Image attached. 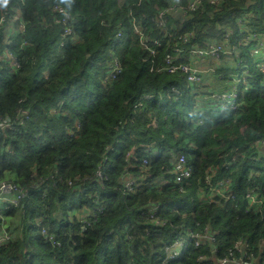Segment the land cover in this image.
<instances>
[{
  "label": "trees",
  "instance_id": "obj_1",
  "mask_svg": "<svg viewBox=\"0 0 264 264\" xmlns=\"http://www.w3.org/2000/svg\"><path fill=\"white\" fill-rule=\"evenodd\" d=\"M190 1L0 0V120L12 123L0 128V184L27 193L9 209L0 200V231L16 214L12 226H36L24 244L0 245V264H231L238 242L264 257V90L249 51L255 42L239 44L264 35V0H202L185 21L156 27L160 10ZM223 29L237 47L229 57L242 60L234 71L255 77L230 114L198 107L182 73L150 70L177 34H192L188 49ZM136 30L162 38L156 55ZM112 57L120 71L109 80ZM178 154L191 169L183 190L170 173ZM219 179L231 181L223 189L231 199L197 198ZM252 188L259 206L248 205ZM185 229L214 240L191 242L165 262L163 244Z\"/></svg>",
  "mask_w": 264,
  "mask_h": 264
},
{
  "label": "built area",
  "instance_id": "obj_2",
  "mask_svg": "<svg viewBox=\"0 0 264 264\" xmlns=\"http://www.w3.org/2000/svg\"><path fill=\"white\" fill-rule=\"evenodd\" d=\"M213 1L214 0H211V2ZM201 3L202 0H191L185 6H179L178 4L173 3L157 13L154 23L158 29H164L166 27L168 17H176L183 22L198 9ZM65 16V13H63L62 19H65ZM65 32L69 33L70 28L67 27ZM120 32L121 31L116 34L117 37L121 35ZM136 32H138L139 35L138 38L140 40V46L151 55H156L162 48V38L145 36L137 30ZM229 36L230 32L227 29H223L217 39L207 41L203 47L184 49L183 46L189 43L192 38V34L188 32L177 34L175 45L164 55L162 63L151 66L150 70L156 72H166L169 74L177 72L182 73L185 77L187 85L197 96L195 100L197 104V102L201 99L199 91L201 88H199L198 85L203 83L206 76H210L215 73L217 62L223 61L228 56H234L232 50L237 47L231 45ZM261 39L264 40L260 35L258 37L255 33H249L241 39L239 44L242 42L247 45L246 41L255 42L250 46L249 51L250 56L254 60V67L257 70V75L261 77L257 82L258 86L264 90V58L262 57L264 54V42H262ZM235 57L237 58L238 55L235 54ZM240 62H242V60H238L235 64L239 66ZM119 71L120 64L118 62V58L112 57L111 64L106 72V79H114ZM254 78L255 77H252V75H249V70L247 68H242L240 73H236L235 76L233 75L230 78L229 83L223 89L217 92L211 91L208 95H202L203 99L208 100V104L204 103L206 104L204 109L217 111L221 114H230L235 112L241 93L253 90L254 86L249 84V79ZM140 105L141 103H137L134 107H138ZM197 106L202 107L200 104H197ZM11 126L12 123L10 121L0 120V128H9ZM262 144L263 142H260L258 147H261ZM174 159L175 161L172 165L173 183L178 186L179 190H183V186L185 184L184 181L191 176V169L187 164L185 155L178 154L174 156ZM146 163L147 161L144 160L143 164ZM133 183V180H129L125 183V185L130 190L132 189ZM230 183L231 181L229 179H219L215 182H211L209 193L205 195L198 192L197 198H206L212 203L218 202V199H215V196H221V198L224 199H231L232 196L230 194L223 193V189H226ZM255 190L256 188H252V190L246 194L249 206L262 204L263 197L255 193ZM26 195L27 193L21 188H18V186L14 183L2 182L0 184V200L7 206H17L20 199L26 197ZM154 209H156V207ZM4 232V230L0 231V245L10 240V237L5 235ZM206 240L209 242L214 240V236L211 232L204 231L203 233H198L192 229H185L180 236H177L174 240L163 244L166 261L175 260L182 253V251L187 250L186 247L191 242H193V246L198 247ZM235 246V251L239 252L240 256L236 257V260H231V264H253L255 263V259L257 262L264 264V257L261 258L260 255H253V253L249 252L247 250L246 242H238ZM244 249L245 253L243 254ZM178 251H180V254L175 255ZM228 261L229 260L226 258H216L214 264H226Z\"/></svg>",
  "mask_w": 264,
  "mask_h": 264
},
{
  "label": "crops",
  "instance_id": "obj_3",
  "mask_svg": "<svg viewBox=\"0 0 264 264\" xmlns=\"http://www.w3.org/2000/svg\"><path fill=\"white\" fill-rule=\"evenodd\" d=\"M262 57L264 58V54L262 55ZM221 62L216 66L215 73L213 75L206 76L204 78L203 83L198 85L199 88L203 89V90H199L202 93V94L200 93L201 95L200 101H203V103H208V100L203 99L202 95H208L211 91L213 92L220 91L222 87H225L229 83L228 79L231 78L233 75L235 76V74L237 73L234 71L235 63H233V67H231L230 64H226V68H225V67H221ZM17 216L19 215L16 214L15 216L11 217L8 220V224H10L9 229L15 228V225L12 226V223H13V220H15V217ZM17 227L19 228L18 231L21 232V229H20L21 226H17ZM22 235L23 233L19 237H21Z\"/></svg>",
  "mask_w": 264,
  "mask_h": 264
},
{
  "label": "rangeland",
  "instance_id": "obj_4",
  "mask_svg": "<svg viewBox=\"0 0 264 264\" xmlns=\"http://www.w3.org/2000/svg\"><path fill=\"white\" fill-rule=\"evenodd\" d=\"M57 8H59V6H56ZM65 19H59V21H65V22H67V19L69 18V16L65 13ZM176 18V17H175ZM151 32V31H150ZM152 33V32H151ZM153 34V33H152ZM143 35H145V34H143ZM146 36V35H145ZM263 39H264V35L262 36V35H260ZM151 37V36H150ZM261 41L262 42H264V40H262L261 39ZM220 63V61L219 62H217V65ZM226 64H230V66L231 67H233V60L228 56V57H226L222 62H221V67H225L226 68ZM220 67V68H221ZM201 90H203L202 88H201ZM70 130H71V128H70ZM146 161L148 162V160L146 159ZM170 173L172 174V169H171V171H170ZM163 185H164V183H162ZM163 185H160L161 187L163 186ZM159 187V186H158ZM13 206H8L7 208H5V209H9V208H12ZM14 207H16V206H14ZM83 207H85L87 210L89 209V206L88 205H85V206H83ZM5 209H3V210H5ZM19 215V214H18ZM18 217V216H17ZM17 217H15V219H17ZM0 218H1V216H0ZM13 221H15V220H13ZM2 225L4 226V221L2 222ZM19 226V225H18ZM36 226H35V224H34V222L31 220V221H23V226H21L20 227V229H21V232H20V235L23 233V235H22V237H23V239H18L17 238V235H18V230H19V228L18 227H15V228H11L10 230L9 229H7V228H5L6 230H8V232L7 231H5L4 232V234L5 235H7L8 237H10V238H12V240L11 241H20V242H23V244H24V241H25V239H27V238H30L31 237V233H33V230H34V228H35ZM11 232V235L12 236H10L9 235V233ZM165 243H168V242H165ZM183 252L184 251H182V253L180 254V251H178L175 255H178V254H180L177 258H180L181 256H182V254H183ZM165 262H168V261H166V257H165ZM45 264V263H44Z\"/></svg>",
  "mask_w": 264,
  "mask_h": 264
}]
</instances>
